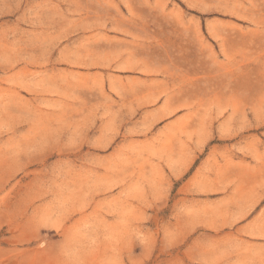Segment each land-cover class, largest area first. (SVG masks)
Segmentation results:
<instances>
[{
	"label": "rangeland",
	"instance_id": "374dc122",
	"mask_svg": "<svg viewBox=\"0 0 264 264\" xmlns=\"http://www.w3.org/2000/svg\"><path fill=\"white\" fill-rule=\"evenodd\" d=\"M243 178L264 0H0V264H264Z\"/></svg>",
	"mask_w": 264,
	"mask_h": 264
},
{
	"label": "crops",
	"instance_id": "0c3cea01",
	"mask_svg": "<svg viewBox=\"0 0 264 264\" xmlns=\"http://www.w3.org/2000/svg\"><path fill=\"white\" fill-rule=\"evenodd\" d=\"M243 182L246 185H243L241 190L246 194V205L248 206H245L241 212L233 214V223L246 219L254 212L253 206L257 205L258 200L264 198V178H243Z\"/></svg>",
	"mask_w": 264,
	"mask_h": 264
}]
</instances>
